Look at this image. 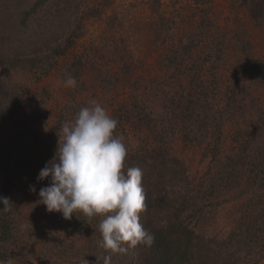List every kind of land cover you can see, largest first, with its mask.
Instances as JSON below:
<instances>
[{
	"label": "rangeland",
	"instance_id": "obj_1",
	"mask_svg": "<svg viewBox=\"0 0 264 264\" xmlns=\"http://www.w3.org/2000/svg\"><path fill=\"white\" fill-rule=\"evenodd\" d=\"M200 2L198 6L195 0H0V55H38L45 48L63 42L76 24H80L83 33L73 48L59 58L56 68L39 83L32 84L20 74L8 75L12 82L20 81L28 86V98L32 102L30 105L26 103L19 116L10 122L3 125L0 122V160L8 145L19 150L34 143H38L37 146L42 143L57 146L58 136H51L52 124L73 92L80 106H86L95 99L113 118L116 105L130 104L134 99L136 103L146 102L147 112H151L152 116L162 114L159 103L164 99L160 101V96L150 102L148 90L157 89L160 83L163 84L161 89L166 87L169 92L165 98H170L175 89L180 93L186 92L191 78V73L186 70L194 62L200 68L198 83L206 88L209 101L216 103L222 112L227 90L233 82H238L239 98L242 99L238 107L241 109L233 114V109L222 113L219 140L214 125L189 134L188 131L196 125H190L186 130L176 124L167 137V149L172 159L178 160L183 167L185 179L180 185L188 183L194 192L195 204L190 212H186V215H191L190 226L207 239L227 240L239 223L246 222L247 217L253 214L250 204L257 193L254 181L253 186L248 185L251 179L247 174L243 175L241 185L234 181L238 180L235 176L230 183L223 163H226V158L238 153L239 143L236 140L255 120L254 114L264 112V88L238 67L246 57L251 62L261 61L264 64V21L261 26L256 25L250 19L247 7L241 5V0ZM96 7L100 15L84 17ZM207 18L208 24L204 26ZM165 21H169L168 24L165 25ZM199 23H203L204 27L203 45L191 51L188 59L185 58L187 66L184 73L172 77L173 70L166 66L165 55L171 45L180 43L182 36H193ZM169 25L172 28L167 29ZM210 43L222 49L220 61H215L217 49L211 52V58H207ZM243 44L247 45L246 52L242 49ZM81 54H85L87 59L83 62L79 79H76L77 86L65 87L63 81L68 75L64 73L73 58ZM99 73L108 76L110 81L119 79L116 87L106 91L101 85ZM41 90L46 91L44 99L39 96ZM145 96L148 101H145ZM123 124L124 131L118 134L124 137L128 151L134 153L149 138L133 123ZM24 131L30 134L22 137L20 133ZM184 131L188 135L184 136ZM194 136H201V139L196 141ZM214 147L219 153L211 152ZM37 176L34 173L25 177L20 172L15 178L13 197L23 205L27 215L21 230L28 241L14 251L12 264L51 262L42 254L44 243L40 239L45 235L46 221L56 219V213H48L45 206L37 202L40 188L48 185L47 179L37 182ZM246 180L248 183L244 184ZM30 185L35 186V192L29 190ZM172 190L170 186L163 187V191ZM24 192L28 194L27 203L20 198ZM57 214L60 227L64 229V239L79 248L82 243L78 241L81 239L75 231H71L74 225L68 224L72 221H62V215ZM159 222V225L165 223L164 220ZM36 236L39 239L35 240ZM47 254L51 259L53 252ZM257 254L256 260L260 256V253ZM256 264H264V258Z\"/></svg>",
	"mask_w": 264,
	"mask_h": 264
},
{
	"label": "trees",
	"instance_id": "obj_2",
	"mask_svg": "<svg viewBox=\"0 0 264 264\" xmlns=\"http://www.w3.org/2000/svg\"><path fill=\"white\" fill-rule=\"evenodd\" d=\"M195 2L198 6L201 4L200 0H195ZM241 5L247 7L250 19L256 25L263 24L264 0H241ZM99 11L97 7L91 8L87 14H84V17L100 15ZM202 14L204 15L205 12ZM205 21L204 26H207L209 19L207 18ZM205 21L203 22L205 23ZM168 22L165 21V25ZM170 28L172 27L169 25L167 29ZM203 30V23H199L195 33L192 34L193 36L189 34L182 36L180 43L170 46L164 60L168 69L173 70L172 77L177 73L180 75L184 73L185 65L187 66L184 62L185 58L188 59L191 51L199 45H203ZM82 35L80 24H76L63 42H58L55 45L48 43L51 46L40 51L41 53L39 52L38 55L22 56L6 53L0 55V58L2 57L0 60V122L2 125L19 116L24 105L26 103L30 105L32 102L28 98V86L20 81L12 82L8 75L20 74L29 79L32 84L39 83L56 68L59 58L67 54ZM208 45L207 58H211V52L217 49L218 54L215 61H220L222 49L211 43ZM243 46L242 49L246 52L247 45L243 44ZM246 58L245 62L239 63L238 67L242 73L259 81L260 86L264 88V64L261 61L260 63L258 61L251 62L248 57ZM86 59L85 54L75 56L64 74L74 76L78 80ZM199 69L194 62L187 68L186 71L192 76L190 75L186 92L180 93L178 89H175V93L172 92L170 98H165L169 92L166 87L161 89L163 84L160 85V83L157 89L148 90L147 95L149 98L151 97L150 102L160 96H162L160 101L164 99V102L159 103L162 105V114L152 116L151 112H147L146 102L136 103L135 99L133 103H121L113 108V114L118 121L116 135L124 131L123 123L129 122L133 123L135 128L145 131L149 138L134 153L127 152L124 165L125 170L131 167H139L142 170V186L146 198L145 208L140 213V222L154 235L155 241L151 247L137 245L129 248L126 254H112L111 264H256L259 259L264 258V112L260 111L254 114L255 120L249 124L241 136L239 134L240 139L236 140L239 143L238 153L233 157L226 158V163H223V168L227 171L226 177L230 179V183L235 176L239 181L236 179L234 181L241 185V181L244 180L243 175L247 174L246 176L251 181L248 183L246 180L244 184L248 183L249 186H253L255 182L257 185V195H254L250 204L254 209L253 214L247 217L246 222L241 221L227 240L220 241L215 238L207 239L205 235L198 234L190 226L191 215H186V212H190L195 204L194 192L189 188L188 183L180 185L184 183L185 179L183 167L178 160L172 159L173 156L167 149V137L176 124L186 130L190 125H196L192 131H188L189 134H195L202 128L207 129L211 124L218 131L217 138L219 140L222 113L230 112L232 109V114L234 111H239L241 108L238 106L242 101L239 98V84L233 82L224 96V110L220 112L217 104L209 101L206 88L200 87L198 83ZM103 73H99L102 87L106 91L114 89L119 79L111 80V82L110 78L108 80V76L105 77ZM41 92L39 94L41 99L46 98V91L41 90ZM75 96L73 92L70 99L58 111L51 128L52 137L59 135L61 124L73 120L75 114L82 107L75 100ZM145 101H148L146 96ZM188 132L184 131V136L188 135ZM20 134L25 137L30 132L24 131ZM200 139L201 136L196 137V141ZM37 144L27 145L23 150L8 145L0 160V196L9 199V210L7 212L0 211V264H12V259L15 257L14 251H17L28 241L24 238L21 230V225L27 215L23 211V205L13 197L15 178L19 176L20 172H22V176L24 173L25 177L34 175V173L38 174L44 165L52 159L57 148L56 145L50 143H42L40 146ZM214 151L219 153L218 148H211V152L214 153ZM166 185L173 190L163 191V187ZM20 198L27 203V192L21 194ZM57 215L56 213V219L52 218L46 221L45 235L40 239V242L44 243L42 254L51 261H44V264H103V257L109 253L98 247V241L101 238L98 231L100 217L89 220L81 213H76V216L73 215L70 220H67L68 222L72 221V223H68L74 225L71 231H75L81 239L78 242L82 245L77 248L64 239V229L60 227ZM28 218L30 219V217ZM154 219L157 222L164 220L165 223L159 225L160 222L157 223ZM34 239L39 238L36 236ZM54 239H56L55 242ZM213 244L217 250H215L216 247L212 248ZM46 252H53L51 259ZM257 253H260L258 260L255 258Z\"/></svg>",
	"mask_w": 264,
	"mask_h": 264
},
{
	"label": "clouds",
	"instance_id": "obj_3",
	"mask_svg": "<svg viewBox=\"0 0 264 264\" xmlns=\"http://www.w3.org/2000/svg\"><path fill=\"white\" fill-rule=\"evenodd\" d=\"M65 87L74 88L77 81L68 75ZM118 121L95 99L61 124L56 151L39 171L41 187L38 203L48 213H60L70 220L81 213L89 220L100 217L98 247L108 255L103 264H111L112 254H126L129 248L151 247L155 237L140 222L145 208L142 170H125L127 146L122 135H116ZM35 192L34 185L29 186ZM9 199L0 196V211L7 212Z\"/></svg>",
	"mask_w": 264,
	"mask_h": 264
}]
</instances>
